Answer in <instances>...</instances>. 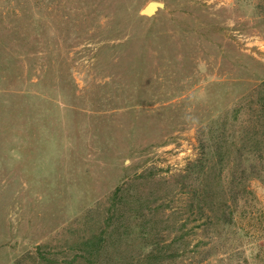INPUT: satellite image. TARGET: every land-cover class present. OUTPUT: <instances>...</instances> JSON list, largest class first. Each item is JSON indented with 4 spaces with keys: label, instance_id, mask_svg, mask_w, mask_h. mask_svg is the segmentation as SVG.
<instances>
[{
    "label": "rangeland",
    "instance_id": "rangeland-1",
    "mask_svg": "<svg viewBox=\"0 0 264 264\" xmlns=\"http://www.w3.org/2000/svg\"><path fill=\"white\" fill-rule=\"evenodd\" d=\"M263 95L264 0H0V264H264V180L219 192Z\"/></svg>",
    "mask_w": 264,
    "mask_h": 264
},
{
    "label": "trees",
    "instance_id": "trees-1",
    "mask_svg": "<svg viewBox=\"0 0 264 264\" xmlns=\"http://www.w3.org/2000/svg\"><path fill=\"white\" fill-rule=\"evenodd\" d=\"M261 98L264 100V95ZM262 103L264 104V102ZM262 112L264 114V109ZM208 132L210 135H202L203 140L200 146V157L189 163L185 172L181 175L183 180L187 181V185L193 188L191 189L194 194L193 197L197 200L203 196V191L208 186V180L211 175L215 174L213 173V171H215L213 167L221 164V162L223 163L226 157L224 145L222 144V140L218 137L220 135L217 134L219 133V127L214 130L211 128V131ZM239 132V141L236 143L233 157L235 169H233V174L229 183L223 184L224 181L221 180L223 179L221 175L222 167L220 166L218 168L223 188L220 189L221 191L219 192H222V196L226 199L224 205L225 207L227 206V208H230L234 202L240 201L241 197L244 196L245 185L247 184L246 179L256 176L264 180V158L261 149L263 140L261 139L262 137H260V131L257 130L256 133H252L251 130L246 131V129H241ZM241 184H243V187ZM211 194L214 195L215 192L212 191ZM197 208L200 212H203V206L201 204L198 205ZM228 214V216L231 217L233 211ZM225 224L227 225V222H225Z\"/></svg>",
    "mask_w": 264,
    "mask_h": 264
},
{
    "label": "water",
    "instance_id": "water-1",
    "mask_svg": "<svg viewBox=\"0 0 264 264\" xmlns=\"http://www.w3.org/2000/svg\"><path fill=\"white\" fill-rule=\"evenodd\" d=\"M165 4L163 2L160 1H151L149 2L144 9L142 10L143 14L146 15H153L157 12V10H159L161 7H164Z\"/></svg>",
    "mask_w": 264,
    "mask_h": 264
}]
</instances>
